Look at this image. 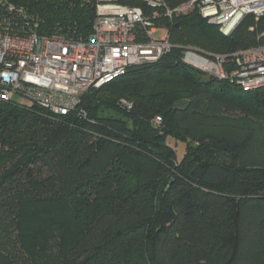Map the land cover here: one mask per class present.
<instances>
[{"label": "trees", "instance_id": "1", "mask_svg": "<svg viewBox=\"0 0 264 264\" xmlns=\"http://www.w3.org/2000/svg\"><path fill=\"white\" fill-rule=\"evenodd\" d=\"M7 1L40 36L68 41L87 40L99 3ZM158 13L171 50L67 115L0 102V264H264V87L182 60L264 46V16L223 36L195 10Z\"/></svg>", "mask_w": 264, "mask_h": 264}, {"label": "built area", "instance_id": "2", "mask_svg": "<svg viewBox=\"0 0 264 264\" xmlns=\"http://www.w3.org/2000/svg\"><path fill=\"white\" fill-rule=\"evenodd\" d=\"M126 3L145 5L150 15ZM160 9L169 19L195 10L228 36L244 17H263L264 0H188L174 9L163 0H99L85 41L40 36L37 23L28 21L24 11L0 0V102L67 115L90 88L112 81L131 66L155 62L171 50L167 29L154 22ZM158 30L162 34L154 38ZM182 60L245 91L264 87V46L232 55L184 49ZM121 104L131 108L125 101ZM154 122L159 125L160 118Z\"/></svg>", "mask_w": 264, "mask_h": 264}, {"label": "rangeland", "instance_id": "3", "mask_svg": "<svg viewBox=\"0 0 264 264\" xmlns=\"http://www.w3.org/2000/svg\"><path fill=\"white\" fill-rule=\"evenodd\" d=\"M161 34H162V31L158 30L156 34L154 35V38L160 37ZM205 77L207 78V76ZM103 115H105V112H103ZM167 144L175 149L177 160H180L184 154V144L170 137L167 139Z\"/></svg>", "mask_w": 264, "mask_h": 264}]
</instances>
